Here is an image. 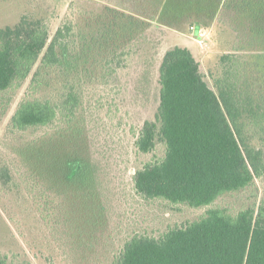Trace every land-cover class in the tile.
Wrapping results in <instances>:
<instances>
[{
  "label": "trees",
  "instance_id": "1",
  "mask_svg": "<svg viewBox=\"0 0 264 264\" xmlns=\"http://www.w3.org/2000/svg\"><path fill=\"white\" fill-rule=\"evenodd\" d=\"M151 2L156 13L169 8L168 0ZM222 10L233 15L238 45L220 56L216 75H210L213 88L187 48L164 53L154 121H144L134 141L140 154L153 152L159 142L164 155L131 177L132 190L143 201L209 208L158 237L132 234L112 264H264V195L257 202L256 184L264 177V0H224ZM132 20L140 28V19L107 7L94 17L95 33L67 18L51 37L46 23L28 16L0 29V93L14 91L31 76L10 128L56 125L29 145L25 162L60 192L58 198L68 205L58 209L72 222V232L78 214L94 216L106 199L94 165L86 164L74 143L79 97L73 80L109 42L116 48ZM44 87L62 90L56 99L41 100L35 95ZM239 193L247 195V203L238 209L212 206ZM0 264H6L5 257Z\"/></svg>",
  "mask_w": 264,
  "mask_h": 264
},
{
  "label": "rangeland",
  "instance_id": "2",
  "mask_svg": "<svg viewBox=\"0 0 264 264\" xmlns=\"http://www.w3.org/2000/svg\"><path fill=\"white\" fill-rule=\"evenodd\" d=\"M168 2L167 12L156 13L151 0H0V29L28 16L46 23L51 37L67 18L78 29L95 33L99 27L94 26V17L107 7L142 21L140 28L139 22L130 21L116 48L109 42L99 56L90 58L88 70L73 80L79 97L74 143L81 146L77 151L86 164L94 165L106 191L102 210L83 219L78 214L73 232L72 222L58 209L68 205L58 198L60 192L50 189L25 162L29 145L52 133L56 125L10 128L14 111L27 98L31 76L14 91L0 93V258L5 257L6 264H112L132 234L158 237L168 228L198 219L209 208L146 202L132 190L134 171L164 155L159 142L148 154L134 148L144 121H154L158 66L164 53L187 48L213 88L210 75H216L220 56L239 42L233 15L222 10L224 0ZM113 54V61L105 65ZM61 90L44 87L35 96L53 100ZM256 184L258 202L264 195V177ZM245 203L247 195L239 193L212 206L233 210Z\"/></svg>",
  "mask_w": 264,
  "mask_h": 264
}]
</instances>
